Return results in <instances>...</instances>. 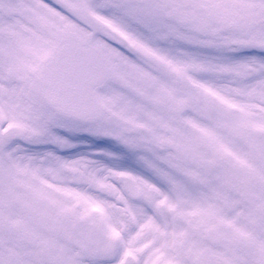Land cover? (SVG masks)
<instances>
[{
    "label": "snow or ice",
    "instance_id": "1",
    "mask_svg": "<svg viewBox=\"0 0 264 264\" xmlns=\"http://www.w3.org/2000/svg\"><path fill=\"white\" fill-rule=\"evenodd\" d=\"M0 264H264V0H0Z\"/></svg>",
    "mask_w": 264,
    "mask_h": 264
}]
</instances>
